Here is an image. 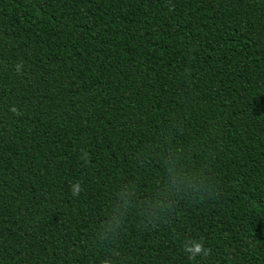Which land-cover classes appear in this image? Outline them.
<instances>
[{"label":"trees","instance_id":"1","mask_svg":"<svg viewBox=\"0 0 264 264\" xmlns=\"http://www.w3.org/2000/svg\"><path fill=\"white\" fill-rule=\"evenodd\" d=\"M105 260L264 264V0H0V264Z\"/></svg>","mask_w":264,"mask_h":264},{"label":"clouds","instance_id":"2","mask_svg":"<svg viewBox=\"0 0 264 264\" xmlns=\"http://www.w3.org/2000/svg\"><path fill=\"white\" fill-rule=\"evenodd\" d=\"M74 196L79 195V192L82 191V188L80 187L79 183H76L72 186L71 189ZM120 221L117 220L116 224L119 225ZM105 227L106 230L102 233V238L107 235V231H111V227L109 226H102ZM184 250L186 253H188L190 259H195L197 255L203 254L204 256H208L210 254V249L204 248L203 244L200 242L192 243L189 245L184 246ZM104 264H111L109 260H105Z\"/></svg>","mask_w":264,"mask_h":264}]
</instances>
